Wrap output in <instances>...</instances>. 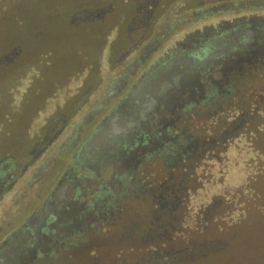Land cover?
I'll return each instance as SVG.
<instances>
[{
  "label": "flooded vegetation",
  "instance_id": "flooded-vegetation-1",
  "mask_svg": "<svg viewBox=\"0 0 264 264\" xmlns=\"http://www.w3.org/2000/svg\"><path fill=\"white\" fill-rule=\"evenodd\" d=\"M122 1L121 41L94 47L96 66L0 157V264H206L235 249L205 215L262 132L264 0ZM99 10L113 11L71 22L112 14Z\"/></svg>",
  "mask_w": 264,
  "mask_h": 264
},
{
  "label": "rangeland",
  "instance_id": "rangeland-1",
  "mask_svg": "<svg viewBox=\"0 0 264 264\" xmlns=\"http://www.w3.org/2000/svg\"><path fill=\"white\" fill-rule=\"evenodd\" d=\"M40 1L43 2L40 3L44 7L46 4L51 7L53 3L58 6L56 9L49 7L47 10L45 8L44 11H40L42 18L36 19V23H39L36 27L38 30H33L31 41L22 48L14 47L12 50H15L16 54L10 56V61L0 67V157L19 148L22 138H25L29 126L32 125L36 111L43 106V100L52 98L58 88L66 81L69 83L70 79L78 75L86 65L91 69L96 66L95 59L92 57L94 47L102 43L106 37L112 38L118 35L116 42L121 41V29L125 28L124 25L127 23L121 13L131 12L128 1L123 4L122 0ZM109 6L113 11H110L109 13L112 14L105 19L71 22L74 11L86 7L107 8ZM126 6L130 8L126 9ZM46 12L48 14H45ZM36 33L40 35V39L34 36ZM111 50L112 60L119 50L115 48ZM254 135L253 147L256 146L264 152V124L262 132L254 133ZM237 157L239 162L243 163L249 162V158L253 155H248L244 149L237 153ZM224 184H228V181ZM237 187L238 184L235 188ZM222 188L227 189H222L221 194L230 189L227 185ZM230 190L232 195L235 190L234 188ZM216 234H218L217 230L209 233L211 237ZM244 237H247V234L238 235L237 242L232 241V244L235 241V249L231 256L237 254L247 256L248 253H242L240 250L243 247L240 244L241 239ZM248 237L253 239V236ZM259 238L257 240L261 241L262 236ZM225 259V256H215L211 264H222Z\"/></svg>",
  "mask_w": 264,
  "mask_h": 264
},
{
  "label": "trees",
  "instance_id": "trees-1",
  "mask_svg": "<svg viewBox=\"0 0 264 264\" xmlns=\"http://www.w3.org/2000/svg\"><path fill=\"white\" fill-rule=\"evenodd\" d=\"M40 2V0H0V60L9 58L14 47L22 48L31 41L33 30H38L36 27L39 23H36V19L42 18L40 11L50 7L49 4L44 7L43 4L41 5L43 2ZM57 6L58 4L53 3L50 8L56 9ZM34 36L40 39L38 33ZM2 65L0 64V67ZM250 151L253 155L252 163L246 166L238 164L243 176H239L236 180L237 189L231 196L223 197L220 213L210 212L205 215L206 222L210 221L212 226L215 222L221 223L219 233L223 237L226 236V239L235 237V234L236 236L247 234L240 243L243 246L240 250L242 253H248L247 256H240L237 253L235 256H225V262L222 264H264V152L256 146ZM210 230L213 232V229ZM248 236H253V239H249ZM259 236H262L261 241L257 240L260 239ZM212 258L214 256H208L206 262L211 264ZM180 259L179 256H167L164 260H154L152 264H194ZM139 264H148V261L143 260Z\"/></svg>",
  "mask_w": 264,
  "mask_h": 264
},
{
  "label": "water",
  "instance_id": "water-1",
  "mask_svg": "<svg viewBox=\"0 0 264 264\" xmlns=\"http://www.w3.org/2000/svg\"><path fill=\"white\" fill-rule=\"evenodd\" d=\"M109 7H111V6H109ZM99 13L101 14V16H103L104 14L109 13V11L108 10H103V12L100 11V10L96 11V14L99 15ZM75 14H79V12H77ZM98 18H99L98 16H96V17L95 16H83V18H81V20L84 21V20L90 19V20L93 21V20H96ZM15 54H16L15 50H13L10 55L12 56V55H15ZM9 61H10L9 58H4V59L0 60V64H5L6 62H9Z\"/></svg>",
  "mask_w": 264,
  "mask_h": 264
}]
</instances>
